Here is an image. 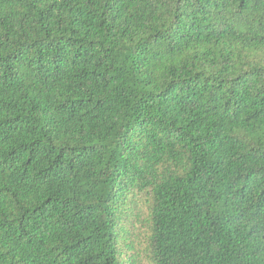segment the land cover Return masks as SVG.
Wrapping results in <instances>:
<instances>
[{
  "label": "trees",
  "instance_id": "obj_1",
  "mask_svg": "<svg viewBox=\"0 0 264 264\" xmlns=\"http://www.w3.org/2000/svg\"><path fill=\"white\" fill-rule=\"evenodd\" d=\"M140 223L264 264V0H0V264H140Z\"/></svg>",
  "mask_w": 264,
  "mask_h": 264
},
{
  "label": "rangeland",
  "instance_id": "obj_2",
  "mask_svg": "<svg viewBox=\"0 0 264 264\" xmlns=\"http://www.w3.org/2000/svg\"><path fill=\"white\" fill-rule=\"evenodd\" d=\"M129 230H131L129 235L128 244L133 243L137 248L139 249V252L141 254L140 256V264H148L147 260V253L145 252V242H144V228L142 223L138 224L135 229H131V227H128ZM125 246V244H122ZM123 250L125 248L123 247Z\"/></svg>",
  "mask_w": 264,
  "mask_h": 264
}]
</instances>
